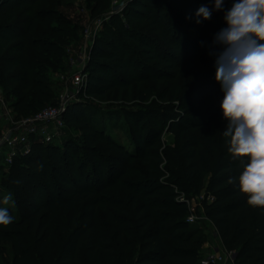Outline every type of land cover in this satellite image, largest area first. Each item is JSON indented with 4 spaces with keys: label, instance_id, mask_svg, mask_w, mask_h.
<instances>
[{
    "label": "trees",
    "instance_id": "obj_1",
    "mask_svg": "<svg viewBox=\"0 0 264 264\" xmlns=\"http://www.w3.org/2000/svg\"><path fill=\"white\" fill-rule=\"evenodd\" d=\"M10 1L0 4V86L5 95H14L10 106L17 116L26 117L59 104L61 84L51 80L49 74L69 70L71 54L67 46L78 45L83 27L55 10L63 5L62 0L52 3L45 0L44 7L38 6L44 0H33L31 4L28 0ZM237 2L239 0H229L230 9ZM153 5L151 0H135L126 16L131 23L151 19L164 47L152 45L153 41H148L150 37L135 26L129 25L117 35L109 28L104 30L92 47L88 73L90 85H101L90 92L104 94L105 90L121 86L133 68L139 66V55L143 52L148 53L156 65L147 64L142 71L148 74L150 70L153 76L158 75L161 64L172 65L167 63L166 55H173L180 48L181 40L194 39L190 31L183 35L181 30L185 26L175 16L189 14L196 21L193 9L178 0L172 1L171 9L166 12L169 21L163 22L160 15L152 18ZM116 20L112 21L119 27ZM196 24L193 25L198 26ZM194 31L198 33L199 29ZM117 37L126 50H120L119 42L115 41ZM214 70L209 69V77H215ZM113 72L120 78H114ZM208 91L209 94L196 91L191 99H179L177 114L149 108L142 111L148 119L141 122L127 112L135 144L133 151L121 143L107 141L105 131L87 119L89 113L84 105H70L65 114L66 135L71 124L83 132L87 141L83 149L94 160V171L85 173L79 170L82 168H76L75 156L68 144L71 139L67 136L63 146L67 154L66 167H63L59 143H37L30 154L14 160L13 175L8 183L39 176L48 185L54 179L57 184L70 188L60 187L57 195L53 190L35 206L30 202L31 214L24 210L20 221L0 225V241L9 243L12 248V264H203L204 236L198 226L187 221L190 208L181 200L183 195L189 200L191 194L200 195L203 190L207 198H212L205 201V216L213 221L224 245L234 252L241 264H264V209L248 205L247 197L238 186L248 158L234 159L228 151V138L215 136L211 124L215 111L198 116L193 113L198 106L202 107L200 113L203 112L211 97L219 93L210 88ZM159 119L167 124V131L174 134L176 146L182 144L183 152L161 140L163 129ZM201 125L207 128L203 137L195 132L188 134ZM162 146L165 147L163 154L159 150ZM102 147L106 151L114 149L116 154L108 155ZM151 158L165 162L166 166H154ZM134 160L148 169L147 175L133 171L145 180H124L131 173L130 165ZM87 166L85 161L82 167ZM208 174L210 178L206 182ZM163 177L166 178L161 180ZM105 186H114L115 193L127 196L126 202L114 206L119 213L107 210L109 226L97 215V206L103 203L100 193ZM82 203H85L84 209L77 222L78 206ZM64 212L68 227L60 221ZM53 222L60 227L61 239L51 227Z\"/></svg>",
    "mask_w": 264,
    "mask_h": 264
},
{
    "label": "rangeland",
    "instance_id": "obj_2",
    "mask_svg": "<svg viewBox=\"0 0 264 264\" xmlns=\"http://www.w3.org/2000/svg\"><path fill=\"white\" fill-rule=\"evenodd\" d=\"M2 1L5 0H0V4ZM14 1L15 0H11L10 2L13 3ZM32 1L33 0H28V3L31 4ZM46 1L52 3L54 0ZM134 1L135 0H62L63 5L56 7L55 10L81 24L83 31H81V40L78 45L67 46L71 54L69 70L66 72L63 70L51 72L49 74L51 80L59 86L61 84V93L65 96V99L69 98L67 100H70V105L76 103L85 106L89 113L87 119L90 120L94 126L105 131L103 135L107 141L121 143L130 151L135 149V144L132 140V126L127 112L130 113L132 118L141 122L148 119L142 111H147L149 108H155L161 112L165 111L177 114L179 111V99L182 97L191 99L196 91L200 94H209V88L213 91L218 90L219 93L211 97L208 106L203 112L200 113L199 110L202 107L198 106L193 113L198 116L200 114L215 111V117L212 118L211 121L212 130L216 137L223 136V131L226 130L228 123L221 111V101L224 97V93L221 91L220 84L216 81L215 77H209L208 74L210 68L214 70L216 60V56L214 54L210 55V53H218L222 50L221 46L213 44V39L216 33L228 27L224 20V15L230 10L229 0H223V9L220 11H212L209 20H203L201 17L202 22L196 24L198 26L193 25L196 22L189 14L183 17L177 14L175 15L178 17V20L184 24L183 26H185V28L181 30L183 35L190 31L194 39H191L190 42L187 39L181 40V43H179L180 48L173 53L174 56L170 53L166 55L165 52L159 49L160 52H163L162 55H166L167 63H171L172 65L161 64L158 75L153 76L152 74L154 73L150 70L147 71L148 74L142 71V68H145L147 64L156 65V61L151 59L148 53L143 52L139 55V66L136 69L133 68L130 75L126 77L121 86L112 90H105L104 94L90 92L99 88L101 85V83L90 85L88 83V73L90 71L89 69H91L89 66L91 63L90 56L92 47L95 40L102 35L104 30L109 28L111 31L114 30L113 33L117 35L120 30L123 31L128 29L129 25L135 26L139 31L150 37L148 41L150 43L153 41L152 45L156 46V44H160V46L162 45V47H164V42L160 39V32L156 30L151 23V19L141 20L140 22L135 21L133 23L128 20L126 16L127 9ZM151 1L154 4L152 11L155 13L152 15V18L160 15L163 17V22L169 21L166 17V12L171 9L172 1L175 2L176 0ZM178 2L193 9L196 13L202 6L212 10L215 0H178ZM44 4H46L45 0L38 6L44 7ZM158 6H160V14H158ZM114 18L117 19L116 21H118L119 27H116L115 22L112 21ZM189 25L191 29L187 28ZM196 28L199 29L198 33L194 31ZM87 31H90L89 36ZM115 41L119 42L120 50H126V47L122 44L119 37H117ZM165 46L174 49L167 44H165ZM127 53L131 54L128 49ZM131 63H133V61ZM132 67H134V64ZM214 72L216 75V69ZM77 74H82L83 82L80 84H73V78ZM113 77L119 79L120 75L113 72ZM0 94L9 106L11 102L15 100L14 95H5L1 86ZM62 95L59 103L62 100ZM11 110L13 112L12 116L15 118L25 117H18L16 111L13 108H11ZM187 111L185 110V112ZM159 126L163 129V134L160 137L161 140L166 144L172 145L173 148H177L180 153L183 152L182 144L176 146L174 134L167 131V124L161 119H159ZM8 127V118L0 114V138ZM194 132L203 137L207 132V128L201 125L197 129L189 131L188 134H193ZM65 136L71 139V142L68 144L71 148V152L75 156L76 168L77 166L82 168L79 170L85 173L93 172L94 170L92 167L94 165V160L88 157V154L83 149L87 141L85 140L83 132L74 124H71L67 129V135L66 132H64L63 139L56 142L61 146L59 152L60 156L63 158V167L67 165V154L65 152V147H63ZM188 136L185 138H188ZM164 148L165 147L162 146L159 149L162 154L164 153ZM101 149L106 151L105 147ZM106 152L108 155L116 154L114 149H109ZM85 161L88 162V166L82 167ZM131 162V173L124 177V180H145L133 172L134 170H138L147 175L148 169H144L145 165L136 160ZM150 162L154 166H160V168L166 166L165 162L159 163V161L154 158H151ZM12 164L5 163L4 155H0V207H7L10 215L15 216V220L17 221L24 218V210H27L28 215L31 214L30 207L38 204L41 198H47L52 194L53 190H55V195H57L59 194L60 187L70 188L69 186L66 187L65 185L57 184L54 179H52V184L48 185L43 179L39 178V176H31V178L28 179L23 178L20 181L16 180L19 181V183H16V181L8 183V179L13 175L14 171L11 169ZM165 178L166 177H163L161 180ZM209 178L210 174L206 175L205 181L207 182ZM104 184L105 182L103 185ZM114 190V186L103 187L100 193V196L103 198V203L97 206V215L106 226H109L108 220L106 219L107 210L119 213V209L114 207L116 206L115 204L121 205V201L126 202L127 199L126 195L115 193ZM7 193H12L15 206L5 205L3 203V196ZM39 195H41V197H38ZM182 197L185 196L183 195L181 198ZM189 200L191 201V206L194 208L195 215L198 216V221H196L194 225L201 229L202 235L204 236V256H208L216 250L219 252L232 251L224 245L221 234L218 232L213 221L205 216L204 204L205 201L208 200L205 190H203L200 195L191 194ZM30 202L32 203L31 206L29 205ZM84 205L85 203H82L78 206L77 222L81 219ZM60 217L61 223L68 227L67 213H61ZM51 227L56 233V236L61 239V231L58 223L53 222ZM68 229L71 230L70 228ZM23 231H26V228H23ZM12 259L13 252L11 245L0 241V264H12ZM231 264H241V261L237 260L234 255Z\"/></svg>",
    "mask_w": 264,
    "mask_h": 264
},
{
    "label": "clouds",
    "instance_id": "obj_3",
    "mask_svg": "<svg viewBox=\"0 0 264 264\" xmlns=\"http://www.w3.org/2000/svg\"><path fill=\"white\" fill-rule=\"evenodd\" d=\"M222 9L223 0H215L212 10L202 6L195 22ZM224 20L228 27L213 39L222 50L210 53L216 56L215 79L224 93L221 111L228 123L223 136L234 159L248 158L238 178L239 191L248 205L264 209V0H239ZM3 203L15 206L12 193L3 196ZM14 220L7 207H0V225Z\"/></svg>",
    "mask_w": 264,
    "mask_h": 264
},
{
    "label": "built area",
    "instance_id": "obj_4",
    "mask_svg": "<svg viewBox=\"0 0 264 264\" xmlns=\"http://www.w3.org/2000/svg\"><path fill=\"white\" fill-rule=\"evenodd\" d=\"M87 32L89 36L90 31ZM82 82V74H77L73 78V84ZM67 99L62 95V100L58 105L48 106L30 116L15 118L12 116L11 107L0 94V114L9 120V127L0 138V155H4L5 163L12 164L17 157L30 154L33 146L37 143H56L63 139L67 128L65 114L71 104ZM181 200L187 202L190 208L187 221L194 224L198 221V216L194 213L191 201L186 200L185 197H182ZM234 255L233 251L219 252L216 250L208 256H204L202 263L231 264Z\"/></svg>",
    "mask_w": 264,
    "mask_h": 264
}]
</instances>
